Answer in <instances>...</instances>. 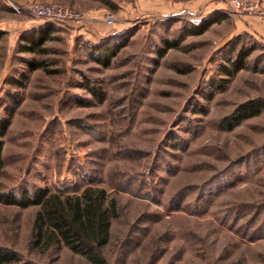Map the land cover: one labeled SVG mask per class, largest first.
<instances>
[{
  "label": "rangeland",
  "instance_id": "obj_1",
  "mask_svg": "<svg viewBox=\"0 0 264 264\" xmlns=\"http://www.w3.org/2000/svg\"><path fill=\"white\" fill-rule=\"evenodd\" d=\"M34 1L91 22H54L44 52L24 51L21 36L53 22L24 9ZM199 17L215 21L191 33ZM248 17L224 0H0V118L11 116L1 184L60 200L105 188L119 212L108 264H264V111L222 125L264 96V19L252 30ZM122 33L110 64L96 61L91 45ZM241 46L253 48L248 64L227 77L220 64ZM40 208L0 202V245L38 264H94L51 222L36 241Z\"/></svg>",
  "mask_w": 264,
  "mask_h": 264
},
{
  "label": "trees",
  "instance_id": "obj_2",
  "mask_svg": "<svg viewBox=\"0 0 264 264\" xmlns=\"http://www.w3.org/2000/svg\"><path fill=\"white\" fill-rule=\"evenodd\" d=\"M215 19L205 18L200 25L191 24V33L204 32ZM55 27L50 22L44 27L32 30L21 36V48L24 51L44 52V42L50 37ZM1 38V34H0ZM129 41L124 33L110 36L98 43H93L90 52L94 59L104 65H109L112 58ZM167 48L177 45V42L166 41ZM253 48L241 46L233 49L232 53L225 57L220 69L227 77H231L248 64V57ZM32 68L41 67L42 62H29ZM216 82L212 80L211 83ZM88 85V84H87ZM222 88L223 84H217ZM90 89L100 95L99 90L90 86ZM264 111V96L250 98L239 103L229 114L223 117L222 125L226 129H233L243 120L260 114ZM11 116L0 118V178L4 172L3 136L7 133ZM56 194H49V190L38 188L34 191L25 189L21 193L6 188L0 182V202L4 204L26 207L30 204H40L37 211L33 232L36 241H39L43 226L51 222L52 234L58 236L64 244L73 251L86 256L94 264H108L102 252L104 245L108 243L111 219L119 216L117 200L110 197L107 190L93 185L86 186L80 194L66 196L60 200ZM51 200V202L48 204ZM50 229V225H49ZM0 264H38L31 259L24 258L17 250L0 245Z\"/></svg>",
  "mask_w": 264,
  "mask_h": 264
},
{
  "label": "built area",
  "instance_id": "obj_3",
  "mask_svg": "<svg viewBox=\"0 0 264 264\" xmlns=\"http://www.w3.org/2000/svg\"><path fill=\"white\" fill-rule=\"evenodd\" d=\"M224 2L231 7L233 14L258 16L264 19V8L259 0H224ZM16 9L19 11L18 8ZM24 9L37 18H46L55 23L88 24V22H91V18L85 13L77 11L70 6L52 2L34 1ZM103 20L109 24L114 23L112 14H107ZM190 21L192 24L200 25L203 22V18H192Z\"/></svg>",
  "mask_w": 264,
  "mask_h": 264
},
{
  "label": "crops",
  "instance_id": "obj_4",
  "mask_svg": "<svg viewBox=\"0 0 264 264\" xmlns=\"http://www.w3.org/2000/svg\"><path fill=\"white\" fill-rule=\"evenodd\" d=\"M245 21H247V24L251 27L252 30H255L256 27H257V25L261 21V17H258V16H250Z\"/></svg>",
  "mask_w": 264,
  "mask_h": 264
}]
</instances>
